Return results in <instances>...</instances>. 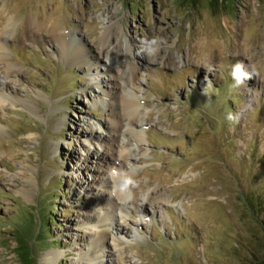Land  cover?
Listing matches in <instances>:
<instances>
[{
  "label": "rangeland",
  "instance_id": "obj_1",
  "mask_svg": "<svg viewBox=\"0 0 264 264\" xmlns=\"http://www.w3.org/2000/svg\"><path fill=\"white\" fill-rule=\"evenodd\" d=\"M213 2L0 0V34L17 23L3 49L18 72L0 73V89L12 94L5 107L0 102V264H25L16 230L28 221L34 264H72L88 251L83 233L103 220L97 192L112 184L113 169L131 200L122 219L115 210V224L104 220L111 228L101 264H248L264 254V210L258 218L246 204L264 194V0ZM30 18L42 39L24 41ZM55 32L84 33L125 71L129 54L117 35L133 41L138 78L120 88L108 83L120 94L141 85L147 142L139 148L147 151L128 177L101 146L111 98L98 83L109 75L67 60L50 43ZM239 62L251 78L235 87ZM42 204L57 208L40 233ZM59 250L58 261L47 259Z\"/></svg>",
  "mask_w": 264,
  "mask_h": 264
},
{
  "label": "bare ground",
  "instance_id": "obj_2",
  "mask_svg": "<svg viewBox=\"0 0 264 264\" xmlns=\"http://www.w3.org/2000/svg\"><path fill=\"white\" fill-rule=\"evenodd\" d=\"M28 30L26 38L24 41L32 40L35 41L37 39H42V34L40 35V29L37 24L35 18H30L27 22ZM17 23L15 21H10L5 27V34H0L2 42H0V73L2 70H6L5 72L9 77L17 75V71L13 70V66L9 63H6L5 59V48L3 49V44L6 43L9 37H11L16 31ZM108 26L105 27V29ZM3 33V32H2ZM110 32H106L103 34V37H109ZM7 34V35H6ZM84 34V33H83ZM83 34H70L66 32H55L50 38V43L55 46H58V51L67 58L72 63L81 64L84 70H96L102 74H108L109 80L100 81L98 83L99 88L102 89L103 93L107 95L110 99L107 101V106L110 108V117L104 123V129L106 131V142H102L101 146L106 147V154H109L110 159L116 161L119 172H122L125 177H128L131 173H133L134 168L140 167V160L143 156H145L144 149L140 145H144L146 141V135L143 132V127L145 122L142 120V113L140 112V108L142 105L139 104V89L141 87L140 84H133L134 88L131 89L130 93H114L112 90L115 87L120 88L123 82L133 81L138 78L139 73L141 72V67L139 62L136 60L135 56V48L133 41L129 37L128 33L123 32L121 36L117 35L123 46L126 48V53L129 54L128 60L126 64H128V69L125 71V66H118L115 63V59L112 58V54L110 52L105 53L104 50H101L98 47H90L87 45L86 41L83 38ZM101 38V40L106 41V38ZM85 41V42H84ZM69 50V51H68ZM93 50V51H92ZM92 57H90L91 55ZM90 57V59H89ZM104 59V66L106 67V71L101 70L99 67L101 61ZM100 62V63H99ZM10 69V71H8ZM92 74V72H91ZM3 75V74H2ZM1 79V76H0ZM141 79L139 78L138 81ZM109 84H112L115 87L109 88ZM128 84V83H127ZM103 85V86H102ZM140 85V86H139ZM120 94V98H119ZM12 94L10 92H6L5 90L0 89V102L7 101L6 98H10ZM3 100V101H2ZM10 100V99H9ZM2 103V106L5 107ZM16 102V103H15ZM28 102L24 99L13 100L15 105H19L20 103ZM0 103V104H1ZM121 103V104H120ZM120 106L122 108L120 109ZM123 114L121 115V112ZM115 141L116 147L113 150L112 143ZM101 142V141H100ZM111 142V143H110ZM106 143V144H105ZM134 144L135 147H131ZM87 146V145H86ZM89 148V147H88ZM131 164L132 167H130ZM101 164H98V168L100 170ZM96 171V170H95ZM114 172L108 177V180L112 178L107 183H104V187L108 191L99 190L97 192L98 198H100V203L96 208V214L99 216L103 214V220L96 221L92 223L89 227L85 228L84 236H87L89 240L88 251L83 253H79V257L72 264H101V260L104 258V253L102 248L106 242L107 233L110 232L111 226H102L104 220L111 221V224H115L114 211L119 210L120 217L122 219V214L127 209V203L131 200V195L127 189V182L125 179L117 178V171L115 169L111 170ZM34 183V181H33ZM115 195V196H114ZM138 200V196H132L133 205H136ZM144 201H150V193L147 192L143 196ZM123 254L122 250H119L118 256L121 257ZM63 255L64 252L59 250V252H52L47 255V259L49 261L55 263L58 261Z\"/></svg>",
  "mask_w": 264,
  "mask_h": 264
},
{
  "label": "trees",
  "instance_id": "obj_3",
  "mask_svg": "<svg viewBox=\"0 0 264 264\" xmlns=\"http://www.w3.org/2000/svg\"><path fill=\"white\" fill-rule=\"evenodd\" d=\"M184 1H189V0H184ZM213 1L216 3L219 0H213ZM261 198H264V194L261 197L257 196L255 199L249 198L246 203L248 209H250V211L253 214H255L256 217H258L259 213L263 212L264 210V203H263V199ZM42 206L46 214H44L43 218L41 219L42 221L40 223L41 226L40 233H43L44 231L48 230L50 225L56 221V218L53 216L52 211H55L57 208V206L54 204L49 206L46 204H42ZM261 222L264 224V219H261ZM29 225H31L30 221H28L27 223H25L24 226H21L16 230V241L18 243V252L23 262L25 264H34L35 260L31 255L33 248L32 243H34L35 240L34 239L30 241L28 240L29 236L32 235V230L30 229ZM46 235L48 236V233H46ZM40 241L41 240H38V242ZM254 259L255 260H252L248 264H264V254L256 255Z\"/></svg>",
  "mask_w": 264,
  "mask_h": 264
},
{
  "label": "clouds",
  "instance_id": "obj_4",
  "mask_svg": "<svg viewBox=\"0 0 264 264\" xmlns=\"http://www.w3.org/2000/svg\"><path fill=\"white\" fill-rule=\"evenodd\" d=\"M157 44H158V40L155 38L147 42L145 51L147 52L149 56H154L156 54L157 48L155 46ZM250 78H251V75L248 71L245 70V66L242 62H239L233 66L232 79L235 82L234 83L235 87L241 86L246 79H250ZM227 119L232 121L234 120V117L232 114H229Z\"/></svg>",
  "mask_w": 264,
  "mask_h": 264
}]
</instances>
